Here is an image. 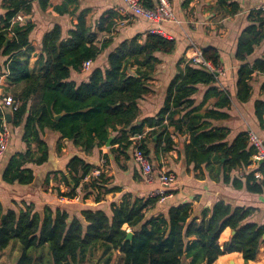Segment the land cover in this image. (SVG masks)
<instances>
[{
	"label": "trees",
	"instance_id": "obj_1",
	"mask_svg": "<svg viewBox=\"0 0 264 264\" xmlns=\"http://www.w3.org/2000/svg\"><path fill=\"white\" fill-rule=\"evenodd\" d=\"M29 2L5 0L6 12L0 20V56L6 58L2 65L7 66L8 82L21 86L20 92L12 98L18 107L10 111L8 127L22 126L21 141L25 145L24 151L8 158L1 174L4 185L27 186L33 182V171L27 165L40 166L49 156V147L42 140L44 131L59 135L57 154L65 140L85 155H91L113 136L109 153L115 152L125 159L130 158L128 152L135 146L133 137L144 136L140 149L147 156V135L156 151L169 153L176 145L172 137L182 132L185 166L192 164L195 171L204 167L212 180H221L234 190H244L251 195L264 194L263 163H257L254 169L241 176L231 177L233 171L252 165L256 148L248 131L238 133L227 142L229 129L211 126V121L228 117L224 110L231 104L230 94L220 90L215 73L187 61L166 89L159 112L140 119L139 101L151 93L149 84L159 62L157 55L171 54L175 48L174 39L148 33L141 44L139 36H135L111 51L102 69L94 63L109 42L100 47L95 44L96 33L87 27L88 11L84 10L78 14L76 24L67 31L65 38L59 26L44 36L41 63L31 69L29 35L34 26L29 22L11 24L19 13H30ZM155 3V0H141L146 8H153ZM216 4L226 9L229 16L238 13L239 7L233 0H217ZM38 5L45 11L49 0H38ZM70 5L75 6L72 11L68 9ZM78 5L79 0H63L54 10L60 15L75 14ZM248 18L250 23L240 33L234 53L240 64L235 72V99L241 104L251 97L253 75L264 74V57L248 61L264 39V10L252 12ZM105 20L102 19V23ZM98 29L106 31L101 26ZM201 54L213 67L218 69L221 65L217 49L205 47ZM86 61L93 64L88 80L76 85L70 81V75L79 73ZM197 95L201 97L199 103ZM212 98L216 102L200 114L201 108ZM254 113L264 125V101H255ZM176 114H182L177 132H170ZM100 156L101 159L107 157L101 153ZM93 169L95 167L82 157L74 156L68 175L61 174L67 191H58V197L72 200L80 190L85 193V199L94 193L98 203L102 196L121 191L120 188H107L105 174L100 172L94 177L91 175ZM86 177H89L87 182L81 183ZM158 199L123 194L118 204L111 203L110 216L89 208L81 212L80 218L72 219L63 211L53 212L49 208L40 215L33 212L31 204L23 203L18 211L4 210L0 204V253L11 244L18 245L19 255L14 264H83L94 259L98 250L102 253L98 259L100 264H110L116 250L122 255V264H213L221 255L239 252L247 264L255 259L260 245L264 244V226L248 221L256 211L254 207H233L219 200L205 209L197 220L191 218V205L184 203L169 208L166 216L147 217ZM124 225L131 230L129 240L126 239L128 232L122 229ZM226 228L234 231V235L220 247L218 239Z\"/></svg>",
	"mask_w": 264,
	"mask_h": 264
},
{
	"label": "crops",
	"instance_id": "obj_2",
	"mask_svg": "<svg viewBox=\"0 0 264 264\" xmlns=\"http://www.w3.org/2000/svg\"><path fill=\"white\" fill-rule=\"evenodd\" d=\"M62 2L63 0H49L50 5L44 11L40 9L38 0H30L29 3L32 7L30 13H19L11 21V24L29 22L34 26L29 35L31 48L29 67L31 69H36L41 63L40 49L44 36L55 26H59L62 36L65 38L67 31L76 24L78 14L84 10L88 11L86 16L87 27L96 33L95 44L100 47L104 42H109L94 63L102 69L106 67L107 55L121 42L139 36V42L142 44L149 30L156 27V25L128 12L122 0H79L75 14L60 15L55 12L54 7ZM233 2L238 5L239 10L237 14L229 16L226 9L217 6V0H170L173 20L164 22L158 27L164 37L174 39L175 48L169 55H157L159 62L156 65L153 80L149 84L151 93L139 101L140 119L155 116L159 112L165 101L166 89L178 69H184L186 62L190 61L197 52L201 53L203 48L213 47L220 54L221 65L219 68L222 73L217 76L220 90L230 94L231 104L227 110H224L228 117L223 120L211 121V126L229 129L227 142H231L238 133L248 131L253 133L264 145V125L259 123L254 113L255 101H264V88H262L264 74L255 73L253 75L251 80L252 94L249 101L243 104L237 102L235 99V72L240 64L234 58L238 37L250 23L248 15L260 9L262 0H233ZM74 7V5L68 6L69 11H72ZM5 12V0H0V20ZM102 19L106 20L102 23ZM100 26L102 30L106 31H99L98 27ZM262 57H264V39L255 47L248 61L252 62ZM5 59V57L0 56V104L6 97L13 98L21 90L20 85H13L8 82L7 66L3 67L2 65ZM89 70L83 71L81 68L79 73L72 72L70 81L76 85L85 83L88 80ZM196 99V102L199 103L201 97L197 95ZM215 102V98L210 99L201 108L200 114L211 108ZM2 112L5 118L7 114L10 115V110L6 106L2 108ZM181 116L182 114L175 115L169 128L170 132H177L176 127ZM9 130L11 138L8 148L5 154L0 156V204L4 210L18 211L19 208H23V203H25L33 205V212L40 215L46 208H49L53 212L59 210L67 213L70 219L80 218L83 210L93 208L110 216L111 203L118 204L123 194L146 198L150 193L160 189L158 176L164 172H171L175 175L176 181L169 189L170 195L163 202H158L155 207L150 209L146 214L147 217L166 216L169 208L188 203L191 205V218L200 220L205 209H210L217 201L223 200L233 207H254L256 211L248 221L264 226V194L251 195L244 190H234L230 185L223 184L221 180L219 182L212 180L204 167L195 171L192 164L185 166L181 151L182 143L185 140V137L181 135L182 132L172 137L176 145L174 150L169 153L156 151L152 141L146 144L147 156L153 166L152 175L149 180H146L133 163L131 151L128 152L130 158L125 159L115 152L109 153L110 147L106 148L104 145L100 149L93 150L91 155H85L70 142L64 140L60 153L57 154L56 145L59 135L55 132L44 131L42 140L49 147L48 160L40 166L27 165L32 169L34 175V180L30 185L9 186L4 185L1 181V174L7 160L12 154L25 150V145L21 141L22 126L15 129L9 128ZM114 148L116 149L117 146ZM100 153L106 154L107 157L101 159ZM74 156L82 157L95 167L91 171L92 176L96 177L95 171L103 172L105 178L108 179L107 188H120L121 191L102 196L98 203L94 199V193L85 199V193L83 194L80 190L72 200L58 197V191H67V187L61 180V174L68 175L69 163ZM252 162V165L245 170L233 171L231 177L241 176L243 173L254 169L259 163L254 159ZM77 171L81 172L79 167ZM88 179L89 177H86L81 183L87 182ZM122 229L131 232L127 225H124ZM231 232V229L226 228L220 234L218 239L220 247L233 236ZM18 255V245L11 244L0 253V264H14ZM101 256L102 253L98 250L95 252L94 259L83 264H100L98 259ZM110 264H122V255L119 250L113 251ZM213 264H244V260L241 253L233 252L219 256ZM247 264H264V244L260 245L255 259Z\"/></svg>",
	"mask_w": 264,
	"mask_h": 264
},
{
	"label": "built area",
	"instance_id": "obj_3",
	"mask_svg": "<svg viewBox=\"0 0 264 264\" xmlns=\"http://www.w3.org/2000/svg\"><path fill=\"white\" fill-rule=\"evenodd\" d=\"M126 10L132 13L134 16L139 17L147 22H150L156 27L151 28L149 30L150 34H158L161 35V30L158 27L164 22L172 21V7L170 0H155V6L153 8H146L142 6L141 0H122ZM260 9L264 10V0L260 5ZM164 37V36H163ZM167 38V37H165ZM169 39V38H168ZM193 64H198L208 71L215 73L216 76L222 73L220 68H215L210 62H206L202 59V54L197 52L190 60ZM92 65L91 61H86L82 64V70L88 71ZM8 107L10 111H14L18 107V103H14L12 98L6 97L2 103L0 104V156H3L8 148L11 133L8 127V123L6 122V118L4 113L2 112L3 107ZM144 136L139 135L131 138V140L137 144H135L132 150V161L138 167L141 175L149 180L152 172L153 166L148 158L142 150L140 149V141ZM250 141L256 148V154L253 156V159L256 162L264 164V145L262 142L253 134L249 133ZM99 174V171H95V176ZM176 178L175 175L171 172H164L158 176V183L160 185V189L149 194V197H159L158 202H163L166 197L170 195L169 189L175 183Z\"/></svg>",
	"mask_w": 264,
	"mask_h": 264
},
{
	"label": "water",
	"instance_id": "obj_4",
	"mask_svg": "<svg viewBox=\"0 0 264 264\" xmlns=\"http://www.w3.org/2000/svg\"><path fill=\"white\" fill-rule=\"evenodd\" d=\"M8 41V40H7ZM60 116L56 117V119H58ZM6 119H7V122H9V119H10V115L7 114L6 115ZM113 138V136H110L107 143L105 144V147L106 148H109L110 147V141L111 139ZM253 160V159H252ZM68 177V176H67ZM231 235H234V231L231 232ZM132 237V233L131 232H128L127 235H126V239L129 240L130 238ZM263 240H264V235H263Z\"/></svg>",
	"mask_w": 264,
	"mask_h": 264
},
{
	"label": "rangeland",
	"instance_id": "obj_5",
	"mask_svg": "<svg viewBox=\"0 0 264 264\" xmlns=\"http://www.w3.org/2000/svg\"><path fill=\"white\" fill-rule=\"evenodd\" d=\"M146 138H147V140H146V142H145V143L147 144V143H149V142H150V138L148 137V135L146 136ZM135 144H137V143H135Z\"/></svg>",
	"mask_w": 264,
	"mask_h": 264
}]
</instances>
